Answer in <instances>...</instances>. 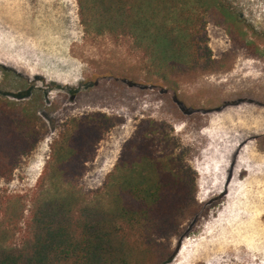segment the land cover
I'll use <instances>...</instances> for the list:
<instances>
[{"label":"rangeland","instance_id":"374dc122","mask_svg":"<svg viewBox=\"0 0 264 264\" xmlns=\"http://www.w3.org/2000/svg\"><path fill=\"white\" fill-rule=\"evenodd\" d=\"M220 1L231 17L208 25L216 66L165 82L149 74L130 38L87 34L77 0H0V93L31 89L36 98L25 105L48 128L13 175L0 178V248L30 239L63 123L103 114L115 125L73 182L83 198L100 201L127 142L148 122L165 123L197 176V205L168 264H264V0Z\"/></svg>","mask_w":264,"mask_h":264},{"label":"trees","instance_id":"16d2710c","mask_svg":"<svg viewBox=\"0 0 264 264\" xmlns=\"http://www.w3.org/2000/svg\"><path fill=\"white\" fill-rule=\"evenodd\" d=\"M77 2L87 34L130 38L148 59L149 74L165 82L212 70L208 25L231 17L220 0ZM31 96V89L0 93V178L11 177L48 130L41 111L25 105ZM114 122L94 114L63 123L39 181L30 239L21 248L1 247L0 264H168L175 258L172 240L197 205V176L165 123L148 122L127 142L100 201L72 187Z\"/></svg>","mask_w":264,"mask_h":264}]
</instances>
